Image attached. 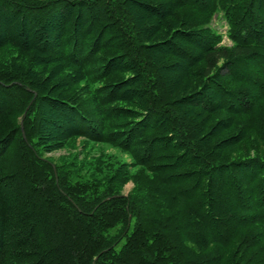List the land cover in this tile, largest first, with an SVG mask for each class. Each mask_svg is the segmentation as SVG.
<instances>
[{
    "label": "trees",
    "instance_id": "16d2710c",
    "mask_svg": "<svg viewBox=\"0 0 264 264\" xmlns=\"http://www.w3.org/2000/svg\"><path fill=\"white\" fill-rule=\"evenodd\" d=\"M0 264H264V0H0Z\"/></svg>",
    "mask_w": 264,
    "mask_h": 264
},
{
    "label": "rangeland",
    "instance_id": "374dc122",
    "mask_svg": "<svg viewBox=\"0 0 264 264\" xmlns=\"http://www.w3.org/2000/svg\"><path fill=\"white\" fill-rule=\"evenodd\" d=\"M211 28L222 35V42L221 44L229 45L230 42L226 37V23L221 18V16L217 15L213 18L211 22ZM102 145L98 143L86 142L82 138L76 139L69 143L67 146L60 150L53 151L50 154H46V157L51 158L55 161L57 159L62 158H72L73 156H77L78 159L83 161H89L97 157L98 155L102 154ZM108 150L106 152H109ZM113 152V151H112ZM133 183L131 181L126 182L123 184L122 188L120 189L121 195H127L132 189Z\"/></svg>",
    "mask_w": 264,
    "mask_h": 264
},
{
    "label": "water",
    "instance_id": "95a60500",
    "mask_svg": "<svg viewBox=\"0 0 264 264\" xmlns=\"http://www.w3.org/2000/svg\"><path fill=\"white\" fill-rule=\"evenodd\" d=\"M22 131V133H23V130H21Z\"/></svg>",
    "mask_w": 264,
    "mask_h": 264
}]
</instances>
